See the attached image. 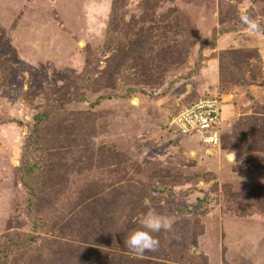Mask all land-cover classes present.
Returning <instances> with one entry per match:
<instances>
[{"label":"rangeland","instance_id":"rangeland-1","mask_svg":"<svg viewBox=\"0 0 264 264\" xmlns=\"http://www.w3.org/2000/svg\"><path fill=\"white\" fill-rule=\"evenodd\" d=\"M113 1L0 0V264H264V31H222L264 0ZM203 96L214 146L168 123Z\"/></svg>","mask_w":264,"mask_h":264},{"label":"built area","instance_id":"built-area-1","mask_svg":"<svg viewBox=\"0 0 264 264\" xmlns=\"http://www.w3.org/2000/svg\"><path fill=\"white\" fill-rule=\"evenodd\" d=\"M220 108L217 97L203 96L177 111L168 123L182 134H198L204 144L214 146L218 144Z\"/></svg>","mask_w":264,"mask_h":264},{"label":"clouds","instance_id":"clouds-1","mask_svg":"<svg viewBox=\"0 0 264 264\" xmlns=\"http://www.w3.org/2000/svg\"><path fill=\"white\" fill-rule=\"evenodd\" d=\"M240 22L246 25L250 31L260 30L258 23L247 15H241ZM142 203L147 206L150 204V200L145 198ZM174 222L175 220L172 216L156 213L147 214L140 221L141 226L131 230L124 237L123 243L134 254L156 251L159 247V240L153 234L161 231H170Z\"/></svg>","mask_w":264,"mask_h":264},{"label":"trees","instance_id":"trees-1","mask_svg":"<svg viewBox=\"0 0 264 264\" xmlns=\"http://www.w3.org/2000/svg\"><path fill=\"white\" fill-rule=\"evenodd\" d=\"M120 6L119 0H114L112 5H111V10H112V14L114 15L117 11L118 8ZM116 15V14H115ZM258 25L260 26V30L259 31H264V25L261 23H258ZM242 28H247L246 25L242 24L240 21L238 22V25H233V26H228L226 29H222V31L227 32V31H236ZM32 171V169H30L28 167V165H26V163L21 164V173H20V178H21V183L22 185H24L26 187V189L29 191L31 189V185L29 184L28 181V176L30 175V172Z\"/></svg>","mask_w":264,"mask_h":264}]
</instances>
